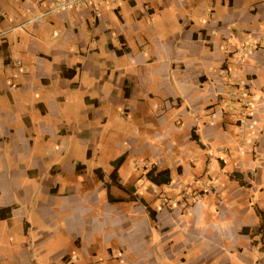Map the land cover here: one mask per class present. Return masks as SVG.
<instances>
[{"label":"crops","instance_id":"1","mask_svg":"<svg viewBox=\"0 0 264 264\" xmlns=\"http://www.w3.org/2000/svg\"><path fill=\"white\" fill-rule=\"evenodd\" d=\"M69 1L0 0V264H264V0Z\"/></svg>","mask_w":264,"mask_h":264},{"label":"trees","instance_id":"2","mask_svg":"<svg viewBox=\"0 0 264 264\" xmlns=\"http://www.w3.org/2000/svg\"><path fill=\"white\" fill-rule=\"evenodd\" d=\"M123 163V157L119 158L116 162H114L113 164V172L110 175V180L112 181V183H114V185L118 186L117 184V170L118 168L121 166V164ZM97 174V173H96ZM147 179L152 182L155 185H161V184H167L170 182V177H169V172L168 171H161V172H156L155 169L150 170L149 172H147L146 174ZM110 202H113V200H111L110 198ZM258 215L263 218L264 216V211L263 212H258ZM150 218L153 220V215L151 216V212H150Z\"/></svg>","mask_w":264,"mask_h":264},{"label":"built area","instance_id":"3","mask_svg":"<svg viewBox=\"0 0 264 264\" xmlns=\"http://www.w3.org/2000/svg\"><path fill=\"white\" fill-rule=\"evenodd\" d=\"M94 1L96 0H70L69 1V5L68 4H63L62 7H69L75 4H82V3H86V4H93ZM165 109L164 104L163 105H158L157 110L158 111H162Z\"/></svg>","mask_w":264,"mask_h":264},{"label":"rangeland","instance_id":"4","mask_svg":"<svg viewBox=\"0 0 264 264\" xmlns=\"http://www.w3.org/2000/svg\"><path fill=\"white\" fill-rule=\"evenodd\" d=\"M159 105H163V102L161 103V104H159ZM157 107H158V105L156 106V110H157ZM159 112V111H158ZM113 172V171H112ZM7 254V253H6Z\"/></svg>","mask_w":264,"mask_h":264}]
</instances>
